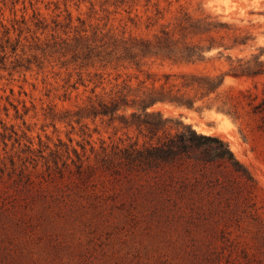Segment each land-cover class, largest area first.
<instances>
[{"label":"rangeland","instance_id":"rangeland-1","mask_svg":"<svg viewBox=\"0 0 264 264\" xmlns=\"http://www.w3.org/2000/svg\"><path fill=\"white\" fill-rule=\"evenodd\" d=\"M182 11L217 17L254 38L251 47L224 56L264 50V0H0V264H264V112L247 105L249 95L254 104L264 99V76L226 78L222 96L235 99L238 120L215 106L159 107L198 133L221 137L253 182L224 165L190 163L79 182L49 178L43 160L34 167L29 159V143L45 157L59 139L81 153L79 143L91 163V146L127 144L122 131L99 120L74 129L53 121V114L86 103L96 72L106 91L117 74L118 84L136 74L80 70L62 57V41L83 29L88 36L98 29L151 38ZM208 56L197 71L227 69L225 57ZM178 70L152 61L143 67Z\"/></svg>","mask_w":264,"mask_h":264},{"label":"trees","instance_id":"trees-1","mask_svg":"<svg viewBox=\"0 0 264 264\" xmlns=\"http://www.w3.org/2000/svg\"><path fill=\"white\" fill-rule=\"evenodd\" d=\"M237 31L217 17L182 11L151 38L116 36L98 29L88 36L83 29L72 39L62 41L58 45L62 57L68 56L67 64L80 70H134L136 74L127 76L120 84L117 83L120 78L117 74L116 84L106 91L102 86L103 75L96 72L94 76L98 84L91 89L86 103L75 110H65L60 116L53 114V121L66 123L74 129L73 124L87 128V121L99 120L111 126L115 134L122 131L127 144H115L110 149L101 146L100 151L91 146V163L85 146L79 143L81 153L59 139L47 157L43 150H34L29 143L26 149L29 159L36 163L34 167L41 159L49 178L63 179L68 175L85 182L96 173L111 176L121 172H157L189 163L203 167L217 164L229 167L237 176L253 182L250 172L221 137L198 133L190 124L167 117L159 109L160 106L194 109L197 104H200L196 107L199 109L215 106L218 111L238 120L235 99L222 96L225 80L264 76V60H261L264 50L260 48L259 54H250L249 57L224 56L225 52L244 51L251 47L254 38L248 33L237 34ZM213 51H216V57H225L227 69L197 71L195 68L206 64L211 58L208 54ZM148 61L179 70L161 74L143 71ZM99 86L102 87L98 94L95 88ZM247 99L253 114L264 112V99L257 104H254L257 97L249 95ZM39 145L42 146L40 140Z\"/></svg>","mask_w":264,"mask_h":264},{"label":"bare ground","instance_id":"bare-ground-1","mask_svg":"<svg viewBox=\"0 0 264 264\" xmlns=\"http://www.w3.org/2000/svg\"><path fill=\"white\" fill-rule=\"evenodd\" d=\"M216 114V116H219V117H221V118H225L226 119V117L224 116V115H222L221 113H215ZM228 121V120H227Z\"/></svg>","mask_w":264,"mask_h":264}]
</instances>
